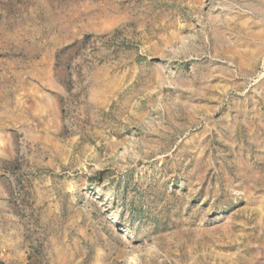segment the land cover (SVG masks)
I'll list each match as a JSON object with an SVG mask.
<instances>
[{
	"label": "rangeland",
	"instance_id": "374dc122",
	"mask_svg": "<svg viewBox=\"0 0 264 264\" xmlns=\"http://www.w3.org/2000/svg\"><path fill=\"white\" fill-rule=\"evenodd\" d=\"M0 264H264V0H0Z\"/></svg>",
	"mask_w": 264,
	"mask_h": 264
}]
</instances>
